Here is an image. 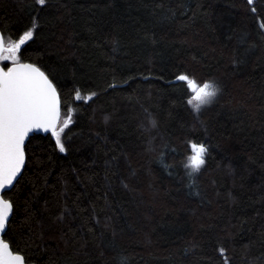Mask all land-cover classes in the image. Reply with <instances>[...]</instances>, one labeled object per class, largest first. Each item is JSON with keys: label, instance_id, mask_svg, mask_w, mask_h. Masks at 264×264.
I'll list each match as a JSON object with an SVG mask.
<instances>
[{"label": "trees", "instance_id": "obj_1", "mask_svg": "<svg viewBox=\"0 0 264 264\" xmlns=\"http://www.w3.org/2000/svg\"><path fill=\"white\" fill-rule=\"evenodd\" d=\"M28 30L19 60L55 86V131L69 123L64 151L54 134L29 137L3 192L13 251L35 264H264V0H0L4 46ZM181 74L217 89L199 111ZM190 142L207 149L198 172Z\"/></svg>", "mask_w": 264, "mask_h": 264}, {"label": "snow or ice", "instance_id": "obj_2", "mask_svg": "<svg viewBox=\"0 0 264 264\" xmlns=\"http://www.w3.org/2000/svg\"><path fill=\"white\" fill-rule=\"evenodd\" d=\"M252 3L253 0H248ZM40 5L45 0H38ZM33 37V30L26 31L18 42L5 47L0 39V61H12L13 66L5 71L0 68V192L13 185L17 174L24 162L23 145L25 138L35 129H53L56 143L60 151H64L61 143V132L68 126L55 131V124L59 117V101L55 86L48 77L37 67L23 64L19 60L20 48ZM5 53H8L5 55ZM177 81L184 82L187 89L193 93L187 101L195 111L210 102L215 97L217 89L210 82L202 85L187 75L176 77ZM76 93V99H80ZM192 155L188 157L186 168L191 172H198L204 165V156L207 151L203 144L189 143ZM12 212V204L0 195V234H3ZM223 251V250H221ZM0 264H23V257L13 255L9 245L0 238Z\"/></svg>", "mask_w": 264, "mask_h": 264}, {"label": "water", "instance_id": "obj_3", "mask_svg": "<svg viewBox=\"0 0 264 264\" xmlns=\"http://www.w3.org/2000/svg\"><path fill=\"white\" fill-rule=\"evenodd\" d=\"M0 39L3 40V36H2L1 31H0ZM3 43H4V41H3ZM21 63H23V64H31V65H34L35 67H37L35 64H33V63H31V62H21ZM11 66H13V64H11L9 67H11ZM0 68H3L5 71L7 70V68H4L1 64H0ZM37 68H38L41 72H43L39 67H37ZM43 73H44V72H43ZM44 74H45V73H44ZM45 75H46V74H45ZM46 76H47V75H46ZM47 77H48V76H47ZM48 79H49V78H48ZM49 80H50V79H49ZM50 81H51V80H50ZM172 81H173V82H177L176 78H173ZM52 84H53V83H52ZM56 92H57V90H56ZM57 97H58V101H59L58 107H59V117H60V98H59L58 92H57ZM59 117H58V119H57V121H56L55 129H56V126H57V123H58ZM33 134H42V135L53 134V129L49 128L47 131L44 130V129H35V130H33L32 132H30V133L28 134V136L25 138L24 145H23V151H24V162H23V165H22V167H21L20 172L17 174L16 179L13 181V184L15 183V181L17 180V178L20 176V174H21V172H22V170H23V168H24V164H25V161H26V154H25V148H24V147H25V144H26L27 140L29 139V137H30L31 135H33ZM11 187H12V185L9 186L8 189H10ZM8 189H6V190H8ZM3 192H4V191H3ZM3 192H0V195H2V197H3ZM3 199L8 200V199H6V198H4V197H3ZM9 201H10V200H9ZM11 214H12V212H11ZM11 214H10V216H11ZM10 216H9V218H10ZM8 220H9V219H8ZM7 223H8V222H7ZM6 228H7V224H6ZM6 228H5V230H6ZM4 232H5V231H4ZM4 232H3V234H4ZM3 234H0V238H2V239L4 240V238H3ZM4 241L9 245V243H8L6 240H4ZM9 249H10V251L12 252L13 255H20L21 257H23L22 254L13 251V250L11 249L10 245H9ZM23 264H35V263H33V262L27 263V262L25 261L24 257H23Z\"/></svg>", "mask_w": 264, "mask_h": 264}, {"label": "rangeland", "instance_id": "obj_4", "mask_svg": "<svg viewBox=\"0 0 264 264\" xmlns=\"http://www.w3.org/2000/svg\"><path fill=\"white\" fill-rule=\"evenodd\" d=\"M77 92H79V93H80V97H81L80 99H77V100H79V101H83V100H85V99H86V98H85V97H86V95H85V94H83V93H82V92H80V91H77ZM77 92H76V93H77ZM206 155H207V151H206V153H205V156H206ZM205 156H204V157H205Z\"/></svg>", "mask_w": 264, "mask_h": 264}]
</instances>
